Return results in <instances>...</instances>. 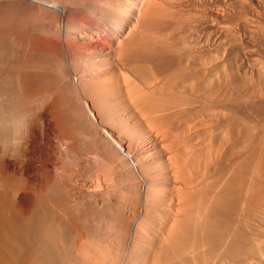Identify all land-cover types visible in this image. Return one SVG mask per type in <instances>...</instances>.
Returning a JSON list of instances; mask_svg holds the SVG:
<instances>
[{
    "label": "bare ground",
    "instance_id": "1",
    "mask_svg": "<svg viewBox=\"0 0 264 264\" xmlns=\"http://www.w3.org/2000/svg\"><path fill=\"white\" fill-rule=\"evenodd\" d=\"M34 4L0 264H264V0Z\"/></svg>",
    "mask_w": 264,
    "mask_h": 264
},
{
    "label": "rangeland",
    "instance_id": "2",
    "mask_svg": "<svg viewBox=\"0 0 264 264\" xmlns=\"http://www.w3.org/2000/svg\"><path fill=\"white\" fill-rule=\"evenodd\" d=\"M18 1V0H17ZM19 1H21L20 3H19ZM18 1V3L16 2V1H2V2H0V39H1V41H0V50H2V51H0L1 52V56H0V58L2 59V57L4 56V54L6 55V56H4V61L3 60H0L1 62H0V65H2L1 67H0V95H5V96H12V98H13V96H14V98H16L17 96H18V98H16V100H20L22 97L21 96H23L24 95V90H23V87L19 84V83H17V82H19L18 80H20V74H17V73H19V69H20V67H21V65H20V62H19V60H20V56L18 55L19 54V47H22V45L20 44L21 42L20 41H25L26 42V40H29V41H27V43H31L32 42V40H33V37H34V34H36V30L35 29H37V22L34 20L35 19V17H36V15L37 16H40L42 13H43V10H44V7L42 6H38L37 4H34L32 1H28V0H19ZM62 1L64 2V3H62ZM24 2V3H23ZM31 2V3H30ZM28 3V4H27ZM58 3H59V7L62 9H57V12L60 14V15H63V16H66V15H69L70 13H72L71 12V10H69V7L67 6V4H66V0H58ZM10 4V5H9ZM36 5V6H35ZM27 6V7H26ZM31 6V7H30ZM17 7V8H16ZM21 7V8H20ZM24 7H25V9H24ZM63 8H64V10H63ZM16 9V11H14ZM23 9V10H22ZM27 9V10H26ZM31 10V11H30ZM62 12H61V11ZM21 13H20V12ZM8 12V13H7ZM32 12V13H31ZM33 12L34 13H36V14H33ZM31 13V14H30ZM62 13H64V14H62ZM10 14V15H9ZM26 14V15H25ZM33 15L35 16L34 18H33ZM16 16H18L17 18H16ZM4 17V18H3ZM33 18V19H32ZM1 19H2V21H1ZM11 21H10V20ZM28 21H27V20ZM14 20V23H17V24H14L12 21ZM31 20H33V22L31 21ZM29 21H31V22H29ZM11 22H12V24L13 25H11ZM19 22V23H18ZM27 22V24H25ZM2 23H4L3 25H2ZM24 23V24H23ZM35 24V25H34ZM15 25V26H14ZM34 27H33V26ZM12 26V27H11ZM26 26H27V28H26ZM29 26H30V28H29ZM14 28V29H13ZM9 29V30H8ZM18 29V30H17ZM27 29H29V30H31V33H30V31H28ZM8 30V31H7ZM13 30V32H11ZM21 30V31H20ZM35 32H34V31ZM4 31V32H3ZM28 31V32H27ZM8 32H10V34L8 33ZM32 32H33V34H32ZM9 36H8V35ZM30 34V35H29ZM5 35V36H4ZM14 35V36H13ZM8 36V37H7ZM29 36V37H28ZM12 37V38H11ZM23 38V39H22ZM12 39V40H11ZM12 42H11V41ZM14 40V41H13ZM9 41H10V43H9ZM18 41V42H17ZM3 42V43H2ZM7 43V44H6ZM33 43V42H32ZM5 44V45H4ZM10 44V45H9ZM13 44V45H12ZM3 47H5L4 49H3ZM11 47V48H10ZM8 48V49H7ZM12 49V50H11ZM16 49V50H15ZM8 50H9V52H8ZM14 50H15V52H14ZM18 50V51H17ZM4 51V53H2ZM7 51V52H6ZM13 51V52H12ZM16 52H17V54H16ZM12 53V54H11ZM9 55H11L10 57H9ZM14 55V57H12ZM18 56V57H15V56ZM5 57H9V58H5ZM5 59H6V62H5ZM12 59H13V62H12ZM14 59H17V61H18V64H17V61L16 60H14ZM3 61V62H2ZM8 61H10L9 63H8ZM5 63V64H4ZM7 64V65H6ZM11 64H13V65H11ZM4 65H6V66H4ZM9 65H11V67H9ZM15 65H16V67H15ZM20 65V67L19 68H17L18 66ZM6 67V68H5ZM8 67H9V69H8ZM2 68V69H1ZM13 68H16V70L15 69H13ZM18 70V71H17ZM9 72V73H7V72ZM13 71V72H12ZM28 71V70H27ZM17 72V73H16ZM29 72V71H28ZM30 73H27V75L28 76H30L29 75ZM9 75V76H8ZM16 75H18V76H16ZM17 79V80H16ZM15 81V82H14ZM17 81V82H16ZM14 82V83H13ZM15 83H16V85H15ZM20 83H21V81H20ZM4 84V85H3ZM14 84V85H13ZM11 85V86H10ZM8 87V88H7ZM12 88V89H11ZM22 89V93H20L21 90ZM18 91V92H17ZM15 92V93H14ZM21 94V96H20V94ZM15 95H16V97H15ZM13 98V99H14ZM15 100V99H14ZM35 144V143H34ZM33 144V149H31L32 151H30L31 152V154L34 156V158H33V156H32V158L33 159H35L36 160V162L35 161H33L32 163H33V165L34 164H37L38 162H42V160L44 159V161L45 160H48V159H45V158H48L49 157V155L47 154L48 153V151H47V149L43 146V144H35L34 145ZM39 145H40V148H39V150H38V147H39ZM43 147H42V146ZM37 148V149H36ZM43 150V151H42ZM42 151V152H41ZM33 152V153H32ZM39 152H40V154H39ZM35 153H36V155H35ZM38 154V155H37ZM44 156H43V155ZM47 154V155H46ZM41 155V156H40ZM37 156V157H36ZM39 156V157H38ZM47 156V157H46ZM41 157L43 158V159H41ZM45 157V158H44ZM40 159V160H39ZM32 163H30V169H32L31 167H33V165H32ZM7 167V168H6ZM6 167H2V166H0V174H1V171L3 170V174H5L7 177H9L8 176V174H12L13 173V170H11V168L9 167V166H6ZM9 168V169H8ZM5 169V170H4ZM11 170V171H10ZM5 172V173H4ZM12 172V173H11ZM14 173H15V171H14ZM3 176V175H2ZM9 178H12L11 176L9 177ZM13 179V178H12ZM16 205H17V211L15 210V208H13V211H15V212H18L17 213V216H19V215H25L26 213L25 212H27V210H28V208H27V210H25L26 208H25V206H23L22 207V205H24V204H22L21 205V203L20 204H18V203H16ZM19 207H20V209L22 208V210H20L19 209ZM19 211H23V212H19ZM21 213H23V214H21ZM11 213H6V216H7V218H11V216L12 215H10ZM8 215H10V216H8ZM18 220V219H17ZM19 220H22V219H19ZM22 222V221H21Z\"/></svg>",
    "mask_w": 264,
    "mask_h": 264
},
{
    "label": "clouds",
    "instance_id": "3",
    "mask_svg": "<svg viewBox=\"0 0 264 264\" xmlns=\"http://www.w3.org/2000/svg\"><path fill=\"white\" fill-rule=\"evenodd\" d=\"M33 3H43L46 4L47 8L57 10L61 9L59 7L58 0H32ZM57 29L61 27L59 24H57ZM71 26H65L64 30L66 32L70 31ZM7 110L12 111H19L20 115L18 120L16 121V125H11L7 119ZM31 119L30 113L27 111L26 107L24 106L22 101L14 100L10 96L0 95V135L6 134V132L12 128L13 131L20 130L23 131L27 128L28 123Z\"/></svg>",
    "mask_w": 264,
    "mask_h": 264
}]
</instances>
